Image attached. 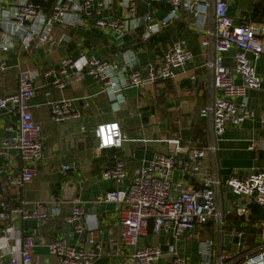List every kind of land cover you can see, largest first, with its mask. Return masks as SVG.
Masks as SVG:
<instances>
[{
	"label": "built area",
	"instance_id": "1",
	"mask_svg": "<svg viewBox=\"0 0 264 264\" xmlns=\"http://www.w3.org/2000/svg\"><path fill=\"white\" fill-rule=\"evenodd\" d=\"M123 15H115V0H51L46 9L33 0H15L8 6L0 0V56L12 53L15 46L26 48L31 42L47 46L55 27H90L110 31L118 37L135 34L143 28V38L158 35L174 21H183L202 35V48L206 54L204 66L208 69L212 100L200 110L206 120V143L200 146L183 144L179 134L173 133L164 140L167 152L158 153L149 165L137 169L126 189H117L97 197L98 203H114L118 206L120 234L118 247L106 250L103 241L93 236L85 237L88 249H77L67 239L56 240L49 245L50 253L57 257L58 264H94L102 257L111 258L109 264H191L188 254L192 240L198 241L197 264H264V219L259 221L260 231L257 247L245 251L244 233L235 229L227 231L223 210L218 197L223 188L235 196L245 198V205L235 204L242 210V224L248 226L250 208L256 202L264 207V168L258 169L245 178L230 176L223 180L218 172L210 174L202 162L211 157L216 169L221 137L230 127H240L252 120L254 112L248 107L245 98L251 90H259L264 85V76L257 73L254 62L262 56L264 29L253 23L236 25L229 15L228 0H117ZM250 1V0H248ZM144 2L149 6L164 4L168 14L157 20L151 12L139 13L137 6ZM194 13V21L187 17ZM236 49L234 65L226 67V54ZM192 52L184 42H176L173 47L159 56L146 72L131 68L128 88L145 89L149 85L175 78V70L193 61ZM120 64L114 60L91 58L75 60L65 57L58 67H50L42 72L21 71L18 87L14 94L0 98L2 116L14 115L18 118L15 134L4 138L0 143V158H8L11 151L18 157L16 174L8 173V161L1 173L3 193L0 195V264H35L32 252L35 247V234L24 235L18 224L34 220L47 225L56 218H62L69 225L71 236H85L87 212L79 200L73 202L68 214L63 213L61 200L49 203H30L20 197L21 190L32 184L38 176L35 162L43 157V128L37 123L31 111L30 102L36 94V82L44 80L47 88L64 90L69 81H83L91 77L101 83L104 92H120L116 72ZM6 62L0 58V72L6 71ZM122 70V69H121ZM120 70V71H121ZM241 80L238 84L237 79ZM221 95L218 96L217 92ZM51 92H46L49 97ZM50 120L61 124L82 118L73 108L72 100L61 99L50 103ZM81 130L87 131L83 126ZM98 141L97 152L107 149H121L128 141L118 122L100 124L94 130ZM20 165V166H19ZM63 165L62 174L69 170ZM179 169L186 178L199 175L198 184L190 185L180 181L172 183L173 172ZM1 176V175H0ZM103 181H113L120 186L128 178L126 161L119 159L105 170ZM13 194V196H9ZM213 224L212 234L207 237L194 235L195 230ZM239 237L243 243L237 244L233 252L223 244L224 237ZM163 236L165 244L151 242L153 237ZM184 242L185 254L180 250ZM112 242H114L112 240Z\"/></svg>",
	"mask_w": 264,
	"mask_h": 264
},
{
	"label": "crops",
	"instance_id": "2",
	"mask_svg": "<svg viewBox=\"0 0 264 264\" xmlns=\"http://www.w3.org/2000/svg\"><path fill=\"white\" fill-rule=\"evenodd\" d=\"M11 2L15 0H4L7 6ZM228 4V13L236 25L253 23L264 29V0H228ZM41 5L49 9L51 0H43ZM119 6L115 0V15L124 13ZM168 10L164 4L149 6L139 2L137 6L139 13L151 12L157 20L164 19ZM141 30L118 37L93 26L65 29L57 26L47 46L31 42L26 48L19 47L12 53L0 56L7 66L6 71L0 72V98L17 91L21 71L42 72L50 67H58L60 60L65 57L83 61L91 58L114 60L121 67L115 76L120 84V92L105 93L103 85L88 76L80 82L69 81L62 91L47 88L43 79L36 82V94L30 106L35 121L43 128L44 152L43 157L34 163L38 170L37 178L21 190L20 197L30 203L61 200L64 202V214L70 212L75 200H79L87 216L86 233L81 242L78 241L79 236L73 237L70 232L68 239L60 234L65 228L62 218H56L47 225H40L34 220L20 222L18 227L24 235L35 234L32 252L35 264H58V258L49 251V245L56 240L67 239L77 249H88L85 237L90 235L102 240L106 250L116 249L120 234L118 206L114 203H98L97 197L117 187L126 189L137 169L149 165L158 153L165 152L167 147L164 140L173 133L179 134L185 145L200 146L206 143V120L200 116V110L212 100L214 92L208 69L204 66L206 54L201 45L203 34L178 20L149 39L143 38ZM262 39L264 49V35ZM179 41L184 42L194 59L175 70V78L149 85L145 89L128 88L131 68L145 73L159 56ZM236 51L233 49L226 54V67L234 65ZM254 65L257 73L264 76V52ZM236 82L240 84L241 80L238 78ZM48 91L51 92L49 97L46 96ZM217 95L220 96L221 92L218 91ZM61 99L72 100L73 108L82 114V118L53 124L50 120V103ZM245 101L254 112L253 119L245 121L240 127L226 130L220 140L216 169L211 157L202 162L210 174L218 170L223 180L230 176L245 178L264 168V85L259 90L249 91ZM114 122L121 124L128 141L121 149H107L98 153L94 130L100 124ZM17 126L16 116L5 118L0 113V143L4 138L13 136ZM83 126L87 127V131L81 130ZM152 144L158 147L154 150L150 147ZM6 159L10 162L8 173L16 174L19 171L14 168V163H19L16 153L11 151ZM119 159L126 161L127 180L120 186L113 181H103L102 173ZM75 162L78 163L76 168ZM4 165L0 160V168ZM63 165L70 166L65 174L61 172ZM0 175L3 179L7 173ZM199 178V175L186 178L181 170L176 169L172 174V183L176 185L186 181L190 185H197ZM9 196L14 198L13 194ZM246 203L245 198L235 196L226 188L221 190L218 197L219 207L225 214V227L227 231L235 229L237 233H244L245 251L257 247L260 237L257 224L264 219V207L251 202L247 204L250 208V223L248 226L243 225L242 210L237 211L235 204ZM205 227L210 231L213 224ZM197 232H200L199 228L195 230V236ZM153 239L163 245L166 242L163 236L152 237V242ZM111 261V258L102 257L94 264H109Z\"/></svg>",
	"mask_w": 264,
	"mask_h": 264
},
{
	"label": "water",
	"instance_id": "3",
	"mask_svg": "<svg viewBox=\"0 0 264 264\" xmlns=\"http://www.w3.org/2000/svg\"><path fill=\"white\" fill-rule=\"evenodd\" d=\"M187 16H188L192 21H194V16H195L194 13H188ZM18 49H19V45L15 46V51L18 50ZM0 160H1L5 165H7L8 161H7L6 159H4V158H0ZM199 161L202 162L203 160L199 159ZM74 164H75L74 168H76V167L78 166V163L75 162ZM4 170L6 171V170H8V168L5 167ZM2 193H3V190H2V179H1V176H0V195H1ZM226 210H227V209H226ZM69 232H70V227H69V225H65L64 230H62L60 234H64L65 237L68 239V238H69ZM231 242L233 243V245L231 246V250H232L233 252H236V251H237V244H238V243H243V239H242V238H239V237H237V236H235V237H231L230 235H226V236L224 237V246H225V247H229V245H230Z\"/></svg>",
	"mask_w": 264,
	"mask_h": 264
},
{
	"label": "rangeland",
	"instance_id": "4",
	"mask_svg": "<svg viewBox=\"0 0 264 264\" xmlns=\"http://www.w3.org/2000/svg\"><path fill=\"white\" fill-rule=\"evenodd\" d=\"M150 147L155 150V148H157L158 145L157 144H152ZM165 148H166V145H165ZM166 152H167V148L165 149V152H163V153H166ZM199 229H200V232L199 233L197 232L196 236L207 237V236H210L212 234V230H210V231L207 230V228L205 226H202ZM150 241L152 242V240H150ZM153 242H154V239H153ZM191 243H192V246H191L190 250H188V254H189V256L192 259V263L191 264H197V261H198V252H197L198 241L193 239ZM184 244H185V241L184 242L181 241L179 243L181 252L185 254L186 250L183 248ZM160 264H165V261H161Z\"/></svg>",
	"mask_w": 264,
	"mask_h": 264
},
{
	"label": "trees",
	"instance_id": "5",
	"mask_svg": "<svg viewBox=\"0 0 264 264\" xmlns=\"http://www.w3.org/2000/svg\"><path fill=\"white\" fill-rule=\"evenodd\" d=\"M34 1V3H36V4H42L43 3V0H33Z\"/></svg>",
	"mask_w": 264,
	"mask_h": 264
}]
</instances>
